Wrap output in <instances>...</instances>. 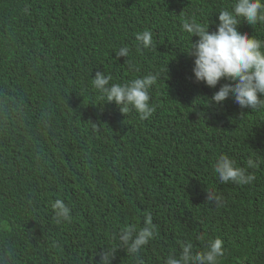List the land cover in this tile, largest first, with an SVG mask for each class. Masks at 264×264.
I'll return each instance as SVG.
<instances>
[{"label": "trees", "instance_id": "obj_1", "mask_svg": "<svg viewBox=\"0 0 264 264\" xmlns=\"http://www.w3.org/2000/svg\"><path fill=\"white\" fill-rule=\"evenodd\" d=\"M233 3L0 0V58L33 57L0 59V264H97L108 248L113 264H137L118 234L143 226L146 212L157 235L141 250L143 264H165L188 241L202 251L216 237L226 242L219 264H264V123L255 128L264 110L241 115L231 97L209 106L220 85L195 81L185 53L192 36L181 29L191 18L215 31ZM146 29L149 48L136 39ZM246 29L264 41V25ZM122 46L126 58L116 56ZM97 71L110 84L158 74L152 116L102 99L91 84ZM221 154L240 167L257 159L254 181L221 183L213 172ZM56 199L70 221L55 222Z\"/></svg>", "mask_w": 264, "mask_h": 264}, {"label": "clouds", "instance_id": "obj_2", "mask_svg": "<svg viewBox=\"0 0 264 264\" xmlns=\"http://www.w3.org/2000/svg\"><path fill=\"white\" fill-rule=\"evenodd\" d=\"M257 24L264 25V0H234L231 10L223 9L218 13L215 31L213 28V31H210V25L198 23L195 19H183L182 31L192 36L191 45L185 53L194 60L192 72L195 81L202 82L212 89H217L220 85L210 97L209 106L213 103L220 106L231 97L240 106L241 115H245L244 108L253 111L264 110V41L246 29ZM193 37L197 39L193 40ZM136 39L144 48H149L153 36L151 31L146 29L136 33ZM129 51L127 46H122L116 56L126 58ZM15 58L29 61L33 57L28 52L16 51L0 59L7 64ZM35 68L43 73L38 63ZM157 76L158 74L148 73L127 83L110 84L111 75L97 71L91 84L101 94L102 99L118 106L121 113L125 114L134 109L142 120H147L155 111L149 89L156 82ZM221 81L225 82L221 84ZM29 88L36 90L32 86ZM10 91L7 89L5 92ZM263 123L264 119L259 118L255 128H260ZM258 164L257 159L250 157L246 166L240 167L228 154H221L213 165V172L221 183L248 185L255 179L248 169H255ZM207 193L209 201L220 203L221 197L211 191ZM51 208L54 210L56 223L70 221L71 209L63 200L56 199L51 203ZM173 224L187 225V232L191 231L189 224L182 220L173 221ZM156 235L157 229L153 224L152 215L146 212L143 226H125L118 234V239L120 247L136 258L137 264H143L140 258L141 250ZM224 242L221 237L209 239L202 251L194 250L191 241L182 243L179 254H169L165 264H219L225 254ZM98 257L97 264H113L114 250L104 249Z\"/></svg>", "mask_w": 264, "mask_h": 264}]
</instances>
